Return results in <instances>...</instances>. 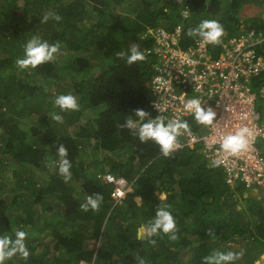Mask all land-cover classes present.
Instances as JSON below:
<instances>
[{
  "label": "trees",
  "instance_id": "16d2710c",
  "mask_svg": "<svg viewBox=\"0 0 264 264\" xmlns=\"http://www.w3.org/2000/svg\"><path fill=\"white\" fill-rule=\"evenodd\" d=\"M46 13L62 19L40 22ZM263 15L264 0H0V236L27 232L30 252L27 260L17 255L5 264H203L216 251L240 253L227 246L237 240L245 246L235 264L264 263V188H231L201 148L165 157L154 141L142 143L121 127L129 118L140 121L137 109L152 116L159 66L152 31L180 27L179 45L188 49L199 37L187 31L215 20L229 37L252 32L258 40ZM33 36L60 50L53 61L22 69L16 61ZM133 45L146 60L129 65ZM220 49L213 44L210 52ZM255 49L264 56V40ZM67 94L76 95L79 111L55 105ZM60 144L72 164L68 183L58 171ZM99 174L124 178L132 191L113 201L114 187ZM96 193L103 196L99 211H82ZM163 205L177 221V241L162 231L147 235ZM141 227L145 235L138 238Z\"/></svg>",
  "mask_w": 264,
  "mask_h": 264
},
{
  "label": "built area",
  "instance_id": "2783aa9c",
  "mask_svg": "<svg viewBox=\"0 0 264 264\" xmlns=\"http://www.w3.org/2000/svg\"><path fill=\"white\" fill-rule=\"evenodd\" d=\"M183 14L186 17V11ZM180 34V27L172 32L165 27L151 32L152 52L159 61L151 82L152 118L163 116L165 123L187 121L191 133L178 138L180 147L174 152L185 147L201 148L206 160L220 166L228 186L243 183L264 188V150L259 148V142H264V56L255 49L264 37L254 40L252 32L242 37L224 34L221 49L211 53L213 44H205L201 38L193 47L182 49ZM256 80L261 81L259 87L254 84ZM191 99H199L202 107L215 111L213 125L200 124L186 110ZM243 127L253 132L249 149L236 156L224 153V136ZM98 178L114 187L112 199H124L121 194L130 186L124 178L107 174Z\"/></svg>",
  "mask_w": 264,
  "mask_h": 264
},
{
  "label": "clouds",
  "instance_id": "9594fccd",
  "mask_svg": "<svg viewBox=\"0 0 264 264\" xmlns=\"http://www.w3.org/2000/svg\"><path fill=\"white\" fill-rule=\"evenodd\" d=\"M49 18H53L56 21H60L62 17L59 14L46 13L40 22H47ZM225 30L223 25L215 20H204L198 27L189 29L186 33L189 37H199L205 44L219 45L224 36ZM59 43L49 44L47 41L41 40L38 36H33L25 45L24 58H18L16 64L22 69H36L38 66L51 62L54 60L55 55L59 52ZM124 52L117 53L120 58L125 57ZM146 56L143 52L139 51L138 45H133L130 49V55H127V63L129 65L138 62L145 61ZM55 105L60 108L61 111H79L80 104L76 97L72 94L60 95L55 99ZM185 108L187 111L194 114V118L202 125L211 126L216 120V113L211 107L205 109L202 107L199 99L189 100ZM135 115L139 117L140 121L129 118L121 126L131 130L133 135L138 136L142 143L149 140L154 141L159 145L161 153L168 157L177 148L180 147L179 137L184 133H191V128L187 121L181 120H169L165 123L163 116H157L154 119L152 116L149 118V113L142 110H135ZM52 119L58 123H63V117L59 114H53ZM253 136L252 130L248 127L239 128L234 134H228L224 136L221 149L224 153L236 156L249 149L250 139ZM59 155V174L63 177L64 182L68 183L73 173L72 164L68 157V149L64 144H60L57 148ZM102 175V174H101ZM105 175V174H104ZM111 175V174H110ZM103 201V196L99 193L90 195L87 197V202L80 205L82 211L98 212L100 205ZM142 201V198L137 196L136 202ZM167 234L171 241H177L179 239L176 234L179 229L177 227V221L168 210V206L163 205L156 209L155 217L147 229V235H158L160 232ZM212 233L211 230L208 234ZM27 232L23 230L15 231V239L9 235L0 236V264H5V261L11 260L13 257L19 255L22 259L27 260L30 256L29 249L25 243L27 238ZM145 235V228L139 229L138 238H142ZM155 243V241H153ZM242 252L236 253L228 251L226 253L216 251L212 255L203 258V264H235L241 256ZM79 264H82L79 262ZM139 264H145L143 259H140Z\"/></svg>",
  "mask_w": 264,
  "mask_h": 264
},
{
  "label": "rangeland",
  "instance_id": "374dc122",
  "mask_svg": "<svg viewBox=\"0 0 264 264\" xmlns=\"http://www.w3.org/2000/svg\"><path fill=\"white\" fill-rule=\"evenodd\" d=\"M263 16H264V15H263ZM46 88H47V90H48V87H47V86H46ZM53 93H55V92H53ZM72 95H73V94H72ZM75 97H76V95H75ZM258 114H259V116L261 117V113L258 112ZM150 117H151V115H149V118H150ZM259 146H262V149H261V150H264V142H263V143H262V142H259ZM99 175H101V174H99ZM99 175H98V176H99ZM111 175H113V174H111ZM98 176H97V177H98ZM113 176H114V175H113ZM115 177H116V176H115ZM119 178H122V177H119ZM99 180H100V179H99ZM79 181H80V180H75L74 183H72V184L77 188V183H79ZM100 182H102V181H100ZM102 183H103V182H102ZM231 188H233V187H231ZM112 191H113V190H112ZM131 191H132V187H131V185H130V186H128L127 188L124 189V193L121 194L122 197L125 198L126 194H128V193L131 192ZM110 198H111V196H110ZM236 198H237V200H238V204H237L238 208H245V207H246V204H243V202L240 201L238 195H236ZM111 199H112V198H111ZM112 200L115 201V199H112ZM122 200H123V198H122L121 201H119V202H122ZM116 202H118V201H116ZM39 240H41V239H39ZM39 240H38V241H39ZM38 241H37V242H38ZM45 246H47V245H46V242H45V243H42V244L40 245V247H39V253H41V252L44 251ZM227 246H228L229 248H231V250H235V251L243 252L245 244H244L242 241L237 240V241L229 242V243L227 244ZM49 254H50L49 257H51V253H50V251H49ZM263 258H264V254L260 255L259 260L261 261V259H263ZM82 264H85V263H82ZM261 264H264V263H263V260L261 261Z\"/></svg>",
  "mask_w": 264,
  "mask_h": 264
}]
</instances>
